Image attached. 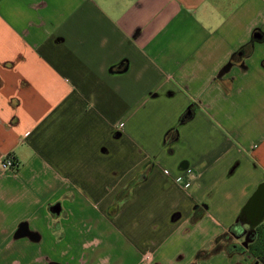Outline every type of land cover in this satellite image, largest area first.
<instances>
[{
  "label": "crops",
  "instance_id": "0c3cea01",
  "mask_svg": "<svg viewBox=\"0 0 264 264\" xmlns=\"http://www.w3.org/2000/svg\"><path fill=\"white\" fill-rule=\"evenodd\" d=\"M8 154L0 264H190L257 207L242 213L264 182V0H0ZM195 211L174 262L163 235Z\"/></svg>",
  "mask_w": 264,
  "mask_h": 264
},
{
  "label": "trees",
  "instance_id": "16d2710c",
  "mask_svg": "<svg viewBox=\"0 0 264 264\" xmlns=\"http://www.w3.org/2000/svg\"><path fill=\"white\" fill-rule=\"evenodd\" d=\"M259 33L258 30H255L253 32V36L251 40L241 46L235 53L232 54L230 58V63H235L237 58L240 55L244 54H249L251 51V46L252 44L257 41L256 34ZM191 108L189 107L186 111H184L178 119L177 125L185 123L187 120H189L191 113ZM175 131V129H173ZM136 180L132 181L128 186H126L123 190H121L115 197L114 203L112 208H115V210L118 209L119 204L125 200L129 194H130V189L135 184ZM111 214L114 213L112 210L110 212ZM199 215L196 213V211L192 214L191 220L194 222ZM249 249L252 251V254L258 256L259 258L263 259V264H264V219L263 221L256 227V236L254 239L253 244L249 246ZM225 251L228 254H232L236 251H240L239 246H234L232 243V238L229 232H222L218 235H216L207 246L199 249L191 262V264H198L200 260H203L205 258H209L210 256L221 252Z\"/></svg>",
  "mask_w": 264,
  "mask_h": 264
},
{
  "label": "rangeland",
  "instance_id": "374dc122",
  "mask_svg": "<svg viewBox=\"0 0 264 264\" xmlns=\"http://www.w3.org/2000/svg\"><path fill=\"white\" fill-rule=\"evenodd\" d=\"M193 224H194V222L190 218V220H186L185 222H182L180 224V226L178 227V229H176V231H173L172 233H165L163 235L164 236V241L161 244V251H163L166 255L172 254L173 258H174L173 259L174 262L183 261V259L176 260V258L179 255L177 257H174L175 249L180 248V249L184 250V252H186V248H187V250H189L191 245H192V242L188 238L195 237L197 240L199 239V234L200 233H198V232L193 233L192 232V228H193L192 225ZM208 244L209 243L207 241L204 245H202L200 248H198L195 251V253L199 249L207 246ZM170 245H172L173 248H170ZM195 253L193 254V257L195 255ZM219 253L223 254L224 256H222V255L219 256L218 255ZM193 257H192V260H193ZM211 257L214 258V259L209 261V259H211ZM166 258H168V257H166ZM234 259H238V258L236 256H234L233 254H228L225 251H221V252H218V253L210 256L209 258H205L203 260L206 261V262H204V264H232ZM207 260L209 262H207ZM170 263H171V261H166V263L164 262L163 264H170ZM198 264H200V263L198 262Z\"/></svg>",
  "mask_w": 264,
  "mask_h": 264
},
{
  "label": "flooded vegetation",
  "instance_id": "af4514ba",
  "mask_svg": "<svg viewBox=\"0 0 264 264\" xmlns=\"http://www.w3.org/2000/svg\"><path fill=\"white\" fill-rule=\"evenodd\" d=\"M261 209V203L257 205L256 209L253 210V212H250L254 217L249 216L248 214H244V217H248V221L250 222H238L234 226L230 227L228 229V232L231 235L232 238V243L234 246H239L240 251H236L232 254H243V253H249L251 256L256 258L255 260H258L261 264H263V259L259 258L258 256L252 254V251L249 249V246L253 244L255 236H256V227L263 221V219L255 225L252 229L250 228V225H252L256 220H257V213L260 212ZM256 215V217H255ZM239 219V221H243L244 219L242 218ZM252 222V224H251ZM241 224H243L241 226Z\"/></svg>",
  "mask_w": 264,
  "mask_h": 264
},
{
  "label": "water",
  "instance_id": "95a60500",
  "mask_svg": "<svg viewBox=\"0 0 264 264\" xmlns=\"http://www.w3.org/2000/svg\"><path fill=\"white\" fill-rule=\"evenodd\" d=\"M256 36H258V34H256ZM260 203H261L260 212L257 213V215H258L257 220L252 225H250L251 229L253 227H255V225H257L262 219H264V182L261 183L257 187L256 191L253 193L251 198L247 201V203L245 204V206H244V208L242 210V213H244L247 210H249L251 206H257ZM53 212L56 213V214H59V212H60L59 206H54L53 207Z\"/></svg>",
  "mask_w": 264,
  "mask_h": 264
},
{
  "label": "built area",
  "instance_id": "2783aa9c",
  "mask_svg": "<svg viewBox=\"0 0 264 264\" xmlns=\"http://www.w3.org/2000/svg\"><path fill=\"white\" fill-rule=\"evenodd\" d=\"M17 162L14 160L12 155H7L0 161V170L5 171V170H14L17 167ZM190 169H187V172H190ZM165 173H167V170H165ZM182 175L178 174L175 176L174 180L176 182H182ZM189 185V182L184 183V186L187 187Z\"/></svg>",
  "mask_w": 264,
  "mask_h": 264
}]
</instances>
